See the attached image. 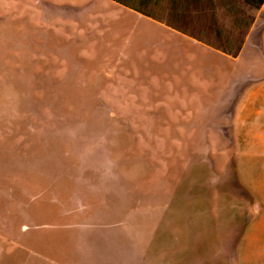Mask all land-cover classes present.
<instances>
[{
  "label": "rangeland",
  "instance_id": "1",
  "mask_svg": "<svg viewBox=\"0 0 264 264\" xmlns=\"http://www.w3.org/2000/svg\"><path fill=\"white\" fill-rule=\"evenodd\" d=\"M170 2L0 0V264H264V8Z\"/></svg>",
  "mask_w": 264,
  "mask_h": 264
},
{
  "label": "trees",
  "instance_id": "2",
  "mask_svg": "<svg viewBox=\"0 0 264 264\" xmlns=\"http://www.w3.org/2000/svg\"><path fill=\"white\" fill-rule=\"evenodd\" d=\"M118 1L134 6L138 10L148 15H152L148 6H150L154 2H158V0H118ZM170 1L171 2H170L169 13L172 16L173 20L175 22H178V24L180 25H184L186 27L190 24L201 25L202 24L201 18H211V20L213 21L207 20L206 22H204V24L209 25V27L215 31V35H214L215 39L206 38L201 33V31H197V29L193 30L188 27L190 31L188 29L186 30L189 31L194 36L198 37L199 39H202L206 43L212 45L213 47H216L224 52L233 55H237L241 51L242 46L246 40L248 31L255 20L256 12L260 7V3H261V1L246 0L250 6L254 7V9L252 13L249 11H243L244 15L248 16L247 28L244 34V38L242 39L240 44H238L233 48V47H228L223 42L219 41V39L221 38V29L214 18H215V14L220 9L219 5L220 7H222V3L220 2V0H170ZM226 5L227 7H229L228 2Z\"/></svg>",
  "mask_w": 264,
  "mask_h": 264
},
{
  "label": "crops",
  "instance_id": "3",
  "mask_svg": "<svg viewBox=\"0 0 264 264\" xmlns=\"http://www.w3.org/2000/svg\"><path fill=\"white\" fill-rule=\"evenodd\" d=\"M258 1H261V3H260V7L258 8L256 14L258 13V11H260V10H262V8H264V0H258ZM255 20H256V17H255ZM255 20H254L252 26L250 27V29H249V31H248V34H247V36H246V39H248V37H249V36L251 35V33L254 31V23H255ZM243 45H244V44H243ZM241 109H242V105H241V106H238V107L235 109L234 113H235L236 116L239 114V112H240Z\"/></svg>",
  "mask_w": 264,
  "mask_h": 264
}]
</instances>
